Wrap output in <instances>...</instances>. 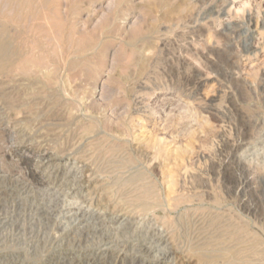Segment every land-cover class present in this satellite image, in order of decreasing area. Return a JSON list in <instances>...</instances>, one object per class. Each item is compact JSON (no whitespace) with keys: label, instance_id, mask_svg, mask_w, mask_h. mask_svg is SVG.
<instances>
[{"label":"rangeland","instance_id":"374dc122","mask_svg":"<svg viewBox=\"0 0 264 264\" xmlns=\"http://www.w3.org/2000/svg\"><path fill=\"white\" fill-rule=\"evenodd\" d=\"M30 1L10 29L37 64L0 74V264H264V0Z\"/></svg>","mask_w":264,"mask_h":264},{"label":"bare ground","instance_id":"6f19581e","mask_svg":"<svg viewBox=\"0 0 264 264\" xmlns=\"http://www.w3.org/2000/svg\"><path fill=\"white\" fill-rule=\"evenodd\" d=\"M28 1V0H27ZM32 1V0H31ZM30 1V2H31ZM26 2V1H25ZM24 4L23 0H0V74H6L10 77L11 74L17 72L19 73V70H21L23 73L29 72V64L28 63H36L35 58H32L31 55L25 54L24 48L28 46L26 44V41L24 40V35L26 34L20 29L21 27L18 26V24L15 26V32H13L10 27L11 25V15H14L15 13L13 10L10 13V7L18 6ZM26 5V3H25ZM44 11V10H43ZM32 17V16H31ZM15 19V18H14ZM13 21V19H12ZM40 21V20H39ZM42 22V21H41ZM17 23V22H16ZM29 23V22H28ZM32 23V22H31ZM49 23V22H48ZM11 25V26H10ZM34 25V24H33ZM47 25V24H46ZM14 27V26H13ZM31 28V27H30ZM10 30L12 33H10ZM29 31V30H28ZM52 31V30H51ZM36 32V31H35ZM46 32V31H45ZM36 34V33H35ZM59 35V34H58ZM49 38V37H48ZM31 43V42H30ZM32 46V45H31ZM33 47V46H32ZM36 47V46H35ZM34 47V48H35ZM29 48V47H28ZM27 48V49H28ZM26 49V51H28ZM31 49V48H30ZM33 50V49H31ZM36 50V49H35ZM30 51V50H29ZM34 52V51H33ZM27 53V52H26ZM50 53V52H49ZM42 54V53H41ZM33 55V54H32ZM40 55V53H39ZM44 55V54H43ZM42 57V56H41ZM38 58V57H37ZM20 60V64L16 62V60ZM40 60V59H39ZM49 61V60H48ZM51 63V62H50ZM28 64V65H27ZM37 64V63H36ZM46 64V62H45ZM35 65V64H34ZM37 66V65H36ZM35 66V68H36ZM38 67V66H37ZM41 67V66H40ZM44 67V66H43ZM47 69V68H46ZM31 70V67H30ZM33 71V70H32ZM36 71V70H35ZM195 71V70H194ZM37 73V72H36ZM24 75V74H23ZM13 76V75H11ZM37 76V75H36ZM205 79V78H204ZM12 99V98H11ZM43 152V151H42ZM31 153V150L29 147H24L21 151L22 156L29 155ZM5 156V155H4ZM3 156V157H4ZM2 161V160H1ZM263 163V162H262ZM5 164V163H4ZM19 169V168H18ZM21 169V168H20ZM12 172V171H11ZM23 172V171H22ZM81 179V178H80ZM85 180V179H84ZM83 181V180H82ZM86 183V181H84ZM94 182V181H93ZM80 184V183H79ZM83 185V184H81ZM84 186V185H83ZM78 233V232H77ZM81 233V232H80ZM77 236V235H76ZM85 237V236H84ZM71 239V238H70ZM75 240V239H74ZM73 240V242H74ZM77 241H81V239H78ZM70 243V242H69ZM80 245V242H78ZM76 242V244H78ZM144 243V242H142ZM121 244V243H120ZM141 244V243H140ZM129 246V245H128ZM149 246V244H148ZM74 247V246H73ZM139 247V245L137 246ZM135 247V248H137ZM101 248V247H100ZM151 248V247H150ZM150 248L147 247V245H141L139 247L140 251L145 253H150ZM85 250V249H84ZM88 250V248H87ZM137 250V249H136ZM82 251V250H81ZM128 250L123 246L118 248L117 254H114V251L111 249H107L101 253L95 252L93 256L87 252L86 250L82 254V256L77 255H67L66 258L70 260L69 263L71 264H82V261H88V263L91 264H152V262L145 260L144 258H141L137 256L135 253H128ZM75 252V251H74ZM94 252V251H93ZM136 252V251H135ZM138 252V251H137ZM136 252V253H137ZM140 252V253H142ZM72 253V252H71ZM139 253V254H140ZM143 254V253H142ZM141 254V255H142ZM147 254V255H148ZM145 255V254H144ZM50 256V255H49ZM55 256V255H54ZM60 258V257H59ZM66 259L65 257H63ZM61 258V259H63ZM60 259V260H61ZM57 258H55V261ZM67 260V261H69ZM65 263V261H63ZM62 263V262H61ZM56 264V263H55ZM60 264V263H59ZM68 264V263H67ZM85 264V263H84Z\"/></svg>","mask_w":264,"mask_h":264}]
</instances>
